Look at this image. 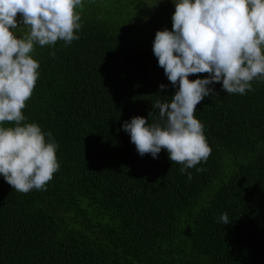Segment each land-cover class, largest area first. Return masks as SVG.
Returning a JSON list of instances; mask_svg holds the SVG:
<instances>
[{"label": "trees", "instance_id": "obj_1", "mask_svg": "<svg viewBox=\"0 0 264 264\" xmlns=\"http://www.w3.org/2000/svg\"><path fill=\"white\" fill-rule=\"evenodd\" d=\"M174 3L83 0L78 40L35 47L22 123L52 133L60 168L26 194L0 175V264H264V80L244 95L210 85L195 117L212 151L191 179L167 150L140 156L122 129L175 93L153 54Z\"/></svg>", "mask_w": 264, "mask_h": 264}, {"label": "clouds", "instance_id": "obj_2", "mask_svg": "<svg viewBox=\"0 0 264 264\" xmlns=\"http://www.w3.org/2000/svg\"><path fill=\"white\" fill-rule=\"evenodd\" d=\"M174 7L172 30L156 32L153 54L175 93L152 104L147 119L133 117L122 129L140 156L157 159L167 150L191 179L187 169L206 162L212 151L195 117L197 105L218 94L210 85L222 82L227 94L244 95L253 90L252 81L264 80V0H175ZM82 8L83 0H0V175L16 192L46 190L60 168L52 133L22 123L23 109L39 79L35 47L78 40ZM13 30L24 34L18 38ZM166 88L159 85L161 92ZM153 109L158 119L149 124ZM219 220L229 224L227 213Z\"/></svg>", "mask_w": 264, "mask_h": 264}]
</instances>
